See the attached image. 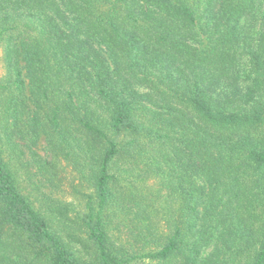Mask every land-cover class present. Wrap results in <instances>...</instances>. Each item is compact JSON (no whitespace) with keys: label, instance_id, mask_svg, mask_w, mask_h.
Returning a JSON list of instances; mask_svg holds the SVG:
<instances>
[{"label":"trees","instance_id":"16d2710c","mask_svg":"<svg viewBox=\"0 0 264 264\" xmlns=\"http://www.w3.org/2000/svg\"><path fill=\"white\" fill-rule=\"evenodd\" d=\"M0 47V264H264V0H0ZM42 137L88 169L91 261L5 156Z\"/></svg>","mask_w":264,"mask_h":264},{"label":"rangeland","instance_id":"374dc122","mask_svg":"<svg viewBox=\"0 0 264 264\" xmlns=\"http://www.w3.org/2000/svg\"><path fill=\"white\" fill-rule=\"evenodd\" d=\"M262 9L263 6L253 17L245 19L243 25L247 26L254 18L259 22ZM3 55L4 50L0 47V79L6 74ZM240 68L242 73H246L248 64L243 63ZM17 143L18 145L15 146L3 145V148L23 192L29 196V200L39 212L53 220L56 228L65 230L62 231L63 239L70 243L82 260L95 259L97 247L83 231V227L78 225V222H81L79 217L85 216L88 212L90 199L91 202H96L94 187L87 175L88 169L83 163L77 162L83 161L82 156L76 158L73 154L67 156L64 153L54 159L46 150L43 137L36 145L20 139ZM146 180H143V177L140 179L144 186L152 183L160 184L156 179ZM125 217L120 234L125 240H134L131 231L135 230L133 213ZM121 220L115 219V223ZM115 232L119 235L118 229ZM73 233L76 238L73 237Z\"/></svg>","mask_w":264,"mask_h":264}]
</instances>
